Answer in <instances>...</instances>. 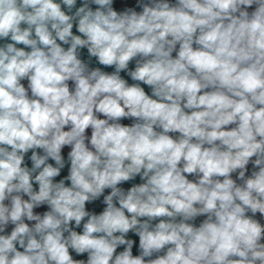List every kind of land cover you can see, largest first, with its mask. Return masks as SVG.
<instances>
[{
    "label": "clouds",
    "instance_id": "9594fccd",
    "mask_svg": "<svg viewBox=\"0 0 264 264\" xmlns=\"http://www.w3.org/2000/svg\"><path fill=\"white\" fill-rule=\"evenodd\" d=\"M0 264H264V0H0Z\"/></svg>",
    "mask_w": 264,
    "mask_h": 264
},
{
    "label": "crops",
    "instance_id": "0c3cea01",
    "mask_svg": "<svg viewBox=\"0 0 264 264\" xmlns=\"http://www.w3.org/2000/svg\"><path fill=\"white\" fill-rule=\"evenodd\" d=\"M78 3H79V0H78ZM135 10L140 11L141 9L139 7H136ZM91 63H92V66H99V65L96 64V62L94 60ZM100 67L102 68V70L107 71L109 73H111V72L114 71V68H104L103 66H100ZM130 67H134V62H132V64L130 65ZM121 75L124 76L125 74L122 73ZM125 78L129 79V83H133L130 80V78H128L126 76H125ZM144 87H145L146 92H148L150 94V89L147 86H144ZM123 123L128 124L129 121L128 120H124ZM88 134L90 135V130H89ZM67 151H69V149L68 148H65L64 149V152H63V154L65 155V159H67ZM65 175H67V167L64 170H62L61 176L63 177ZM57 179H59V178H57ZM141 182L142 181L139 179V177H137L134 181L126 182V183H124L123 185H120V186L123 187L125 190H127L130 186H132V184L141 183ZM108 191H110V190H106V194H107ZM87 207L89 209L95 208V211L97 213H99L102 210V207H104V206L101 205L99 202H97L96 204L87 205ZM200 219H202V218H200ZM198 223H199V219L197 220V224ZM133 238L136 239V241H137V247H138V237H133ZM133 251H134V254H138L137 253V250H136V247H134V250Z\"/></svg>",
    "mask_w": 264,
    "mask_h": 264
},
{
    "label": "rangeland",
    "instance_id": "374dc122",
    "mask_svg": "<svg viewBox=\"0 0 264 264\" xmlns=\"http://www.w3.org/2000/svg\"><path fill=\"white\" fill-rule=\"evenodd\" d=\"M136 3L137 0H114V7L117 10H124L125 6L132 7L135 6Z\"/></svg>",
    "mask_w": 264,
    "mask_h": 264
},
{
    "label": "built area",
    "instance_id": "2783aa9c",
    "mask_svg": "<svg viewBox=\"0 0 264 264\" xmlns=\"http://www.w3.org/2000/svg\"><path fill=\"white\" fill-rule=\"evenodd\" d=\"M129 123H130V121H129Z\"/></svg>",
    "mask_w": 264,
    "mask_h": 264
}]
</instances>
